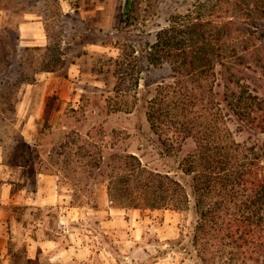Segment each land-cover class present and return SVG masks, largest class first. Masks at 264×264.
I'll return each instance as SVG.
<instances>
[{
    "label": "rangeland",
    "instance_id": "1",
    "mask_svg": "<svg viewBox=\"0 0 264 264\" xmlns=\"http://www.w3.org/2000/svg\"><path fill=\"white\" fill-rule=\"evenodd\" d=\"M127 1H5L18 14L16 24L42 17L46 45L36 51L20 49L34 47L17 44L3 33L0 11V66L11 59L12 70L0 69V76L26 79L20 86L0 85V176L4 171L2 176L8 178V172H14V202L0 203V213L11 214V237L0 240V247L8 245L18 264H33L27 259V234L33 235L40 224L50 232L61 228L60 208L27 205L36 194L37 178L52 174L58 176V191L67 201L62 206L82 210V218L68 223L69 229L83 242L103 249L89 264H264L233 261L232 249L218 244L216 236L224 232L204 214L219 197L211 196L198 209L193 200L183 210L124 207L110 198L109 178L95 167L101 153L115 162L117 156L134 154L146 167L173 176L179 171L177 177L188 182L181 167L196 151L195 140L184 142L174 153L165 151L145 112L114 110L117 103H138L133 97L122 100L118 89L130 90L135 84L131 76L136 56L144 55L162 30L204 25L195 36L206 33L214 41L219 35L224 44L221 56L228 60L237 47L245 60V66L236 68L237 80L248 82L264 98V0H132L128 15ZM58 58L63 63L55 71L45 70ZM33 59L35 68L30 67ZM141 77V89L146 84L152 97L161 84L174 80L168 63L151 67ZM221 109L225 138L233 136L244 148L264 143L262 132L233 121L224 105ZM32 149L40 157L35 158ZM202 174L203 165L197 170Z\"/></svg>",
    "mask_w": 264,
    "mask_h": 264
},
{
    "label": "trees",
    "instance_id": "2",
    "mask_svg": "<svg viewBox=\"0 0 264 264\" xmlns=\"http://www.w3.org/2000/svg\"><path fill=\"white\" fill-rule=\"evenodd\" d=\"M5 1L0 0V11L4 13L2 31L18 44L23 22L14 23L18 14ZM127 4L128 15L133 11L134 1L128 0ZM202 27L204 25L183 31L170 25L162 30L157 42L148 45L144 55L136 56V68L131 76L135 84L130 90L118 89V97L122 100L136 98L137 105L120 106L117 103L114 109L145 112L152 132L167 152L174 153L184 142L195 140L196 151L181 167L190 180L185 182L177 177L179 171L173 176L169 172L163 174L152 170L134 154L117 156V163L112 157L113 164L111 158L109 161L101 153L95 167L109 178L110 198L124 207L183 210L193 200L198 209L211 196L219 197L215 206L204 214V217H213L214 227L224 232L216 236L218 244L224 245V249H232L233 261L264 263V143L244 148L233 136L225 138L219 123L224 105L233 121L246 123L264 134V98L248 82L237 80L236 68L245 66L244 56L238 55L237 47L233 48L236 54L231 60L222 57L224 44L219 35L214 41L207 39L206 33L201 38L195 36ZM37 48L20 49L29 52ZM5 63L7 65L2 64L0 69L3 73L11 72V59ZM60 63H63L62 59H54L47 63L45 70L55 71ZM165 63L171 65L174 80L161 84L152 97L146 84L141 89V75L151 67ZM30 67H36L34 59ZM25 80V76L15 81L0 76V85L20 86ZM32 152L35 158L40 157L35 149ZM202 165L204 174L198 176V167ZM40 173L38 171L36 175ZM206 227L213 226L207 224ZM251 253L259 256L255 258Z\"/></svg>",
    "mask_w": 264,
    "mask_h": 264
},
{
    "label": "crops",
    "instance_id": "3",
    "mask_svg": "<svg viewBox=\"0 0 264 264\" xmlns=\"http://www.w3.org/2000/svg\"><path fill=\"white\" fill-rule=\"evenodd\" d=\"M45 31L41 16L30 18L20 26V42L24 46L44 47L46 45ZM13 173L8 172V178H4L3 171L0 176L3 178V182L0 183V203L2 205H10L14 202V199H11L13 183L10 181V179L14 180ZM58 179L56 175L41 174L36 180V194L28 198L32 202L27 205L60 208L64 221L58 231L50 232L48 227L39 223L40 226L33 235L27 234L26 241H29L27 259L33 264H89L91 260H96L102 254L103 249L99 247L95 249L88 242H83L78 234L67 226L68 223L82 218V210L68 205L62 206L67 201L58 191ZM9 222H11V214L1 212L0 240L6 242L11 237ZM0 257L3 259L0 264H18L8 245L0 247Z\"/></svg>",
    "mask_w": 264,
    "mask_h": 264
}]
</instances>
